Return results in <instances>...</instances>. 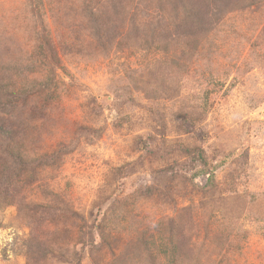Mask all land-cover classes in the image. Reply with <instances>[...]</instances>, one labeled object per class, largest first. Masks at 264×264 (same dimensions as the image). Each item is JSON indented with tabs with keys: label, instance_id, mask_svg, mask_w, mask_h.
<instances>
[{
	"label": "rangeland",
	"instance_id": "1",
	"mask_svg": "<svg viewBox=\"0 0 264 264\" xmlns=\"http://www.w3.org/2000/svg\"><path fill=\"white\" fill-rule=\"evenodd\" d=\"M2 127L0 264H264V0H0Z\"/></svg>",
	"mask_w": 264,
	"mask_h": 264
},
{
	"label": "trees",
	"instance_id": "2",
	"mask_svg": "<svg viewBox=\"0 0 264 264\" xmlns=\"http://www.w3.org/2000/svg\"><path fill=\"white\" fill-rule=\"evenodd\" d=\"M5 132H6V130L3 129V127L0 128V135H1L4 139H5V137H6ZM17 156H19V157L21 158L22 162H23V156H22L20 153H19ZM13 158H14V156L7 154V157H6V161H7V163H6V166H5L4 168H6V167H10V166L12 165V159H13ZM73 260H74L76 263H77V261H78V259L75 258V256H73ZM75 262H74V264H75Z\"/></svg>",
	"mask_w": 264,
	"mask_h": 264
}]
</instances>
